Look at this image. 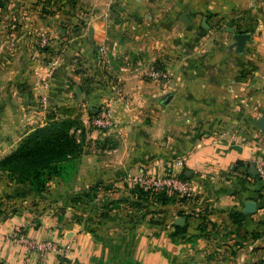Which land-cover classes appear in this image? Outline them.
I'll list each match as a JSON object with an SVG mask.
<instances>
[{
    "label": "crops",
    "instance_id": "obj_1",
    "mask_svg": "<svg viewBox=\"0 0 264 264\" xmlns=\"http://www.w3.org/2000/svg\"><path fill=\"white\" fill-rule=\"evenodd\" d=\"M0 1V35L6 33L0 39V157L46 123L49 108L40 102L41 93H49L50 105L84 111L83 120L88 113L81 104L107 103L115 120L112 129L88 130L76 174L81 185L53 179L62 187L33 194L34 208L24 205L32 196L8 201L19 208H7L0 217V264H264V131L257 123L264 115V91L246 86L250 82L235 73L234 58L219 57L205 77L194 57H175L169 59V76L152 80L144 71L156 58L153 37L144 44L153 56L148 64L112 66L110 54L104 73L94 50L117 45L124 58L131 47L112 36L120 26L111 22L119 16L111 3L115 9L149 0ZM162 1L167 9L174 3L171 13L181 18L188 6L222 16L254 2ZM77 17L86 26L72 32L66 23ZM40 35L47 38L49 54L42 51ZM164 38L163 55L172 47L171 38ZM47 55L56 56L51 58L56 66H47ZM44 78L50 81L47 89ZM165 94L171 101L157 103ZM142 171L184 173L193 196L165 206L156 202L158 207L145 208L147 216L133 210L127 215L122 210L132 204L127 189L135 186L129 178ZM248 200L257 203L254 213L244 211ZM178 217L185 222L176 223ZM22 234L71 249L40 251L19 241Z\"/></svg>",
    "mask_w": 264,
    "mask_h": 264
},
{
    "label": "rangeland",
    "instance_id": "obj_2",
    "mask_svg": "<svg viewBox=\"0 0 264 264\" xmlns=\"http://www.w3.org/2000/svg\"><path fill=\"white\" fill-rule=\"evenodd\" d=\"M205 1L207 0H204L200 4H203ZM253 1L254 2L252 7L246 8L244 6H240L238 9H235V12H233L231 15L227 14L222 16L212 13L210 10L200 12V10L190 9V6H188L187 11H184L185 14H187V18L189 19L188 22L187 20L181 18L180 14L178 15L175 13H171V11L176 12L173 8L174 3H172V5L167 9L166 6H164L162 0H149L146 1L142 6H139L137 4L134 5L133 3H126L123 5V7H121L120 5V7H116L115 9H113L114 5L111 3L112 6H110L109 9L115 10V12L119 14V16L115 18V20L111 19V22H113L114 24L113 27L117 25L120 26L119 30L114 31L112 36H114V38L121 39L124 42L131 43V47L130 49H128V51H126L128 53V56H125L124 58L118 57L119 53H117L116 51L117 45H109L108 49L105 46L101 47V49L99 50L100 53H97V51L94 50V53L96 52L97 54L96 61L98 60L96 63L98 64L99 62V65H104V73H108L105 70L106 66L109 63L108 61H106V58H108L109 55L112 54L114 59L112 61V66L114 62H116V64L118 63L128 66H133L135 63L139 62V66H141L142 68V64L140 63L141 61L148 64L149 60L153 59L151 52L148 51L147 47L144 44L152 41L154 37L157 42L155 48L156 58L150 62L152 65H150L146 69V71H144L146 76L152 80L162 81L165 78L163 77V74H167V76H169V59L173 62L174 59H176L175 57H194L197 62H200V68L203 69V73L206 77L207 74L210 75L211 72L215 69V65H210V63L213 64L219 59V57L221 59V56H229L230 58H234L233 63L235 73L239 77L248 78V81L250 83L246 86L252 87L253 89L255 88V90L258 92L264 91V0ZM1 3L3 2L0 1V4ZM243 3L246 4L247 0H244ZM253 6H256V8L252 9ZM1 7L4 8V5L2 4ZM118 8L120 10H117ZM85 21V18L77 17L76 22L73 23L72 21H69L66 24L70 26V30H72L73 32L74 28L77 26H86ZM133 25H135V28L128 29V27H131ZM227 27H232L233 31L227 30ZM115 28L117 29V27ZM244 32L251 34V40L247 43L245 52L239 53L236 51L235 47L230 48V45L234 43V33ZM165 35L166 37L171 38L172 47L170 48V50H166L167 53L163 55L164 49L165 47H167V45L164 44ZM5 36L6 33H1L0 39H6ZM40 37L46 38L42 35H40ZM132 41L135 48L141 46L142 50L137 51L136 49H133ZM39 43L40 42H37L38 49L41 48ZM41 45L43 46V40ZM44 46L42 47L44 49L42 51L48 52L49 54L50 50L48 49V47L45 48ZM176 48L178 49L176 50ZM42 51L40 50V52ZM148 54H150V56ZM99 56H101V58H99ZM52 57L54 56H46L45 61L47 60L46 62H48L47 66H50L51 64L52 66H56L52 63L54 62L53 60H51ZM54 59H56V56L54 57ZM142 70L143 69H141L140 71ZM153 71L160 72L162 76L159 78L151 77L150 74ZM52 72L53 67L49 69V74L46 76L48 77L52 74ZM100 74L102 75V77H104V74H102V72ZM46 80L49 79L44 78V80H42L44 89ZM44 94L47 93L45 92ZM166 96V94L160 95L156 99L157 103H161V101L163 104L169 103L171 99L168 102H165V100H167L168 98ZM40 102L43 104V106L45 105L46 108L50 109V99L49 102H44L42 99V93L40 96ZM106 104L103 103L101 105L94 104L86 106V104L83 103L81 104V106L85 108V113H88L86 114V116H88L89 114L92 115V110L94 112L97 110L101 111L105 107H109L113 111V107L109 104ZM81 112L84 115V111ZM12 151H10L8 154H10ZM6 155L1 156L0 160ZM80 163L78 166V170L80 169ZM78 179V175H75L71 182L64 184H68L70 187L78 184L81 185ZM52 180L48 182L47 189H50V187H52V190H58L62 187L60 183ZM139 190L140 188L135 185L127 189V192L135 197L137 196V193H139ZM7 193L8 195L6 196L5 194ZM13 195H16L20 199L29 198V196H32L31 201H28L24 205L27 208H34L35 201L32 200L33 193L30 191V189L25 185L18 184L16 181L11 179L7 172H3L0 170V217L3 213H5L7 208L10 209L8 210L9 212H16L18 210V204H15L16 206H14V204L8 206V201L10 200L9 202H12ZM156 198L158 197H148L150 202H157ZM77 199L79 198H74L75 201ZM171 203H173V201ZM126 205V208L124 207V209L122 210L125 213L127 212V215H131V212L133 211L137 212L135 213L137 216L148 215V211L142 206L140 207L133 203H127ZM42 207L43 205L38 204L39 209H41ZM112 211H114V208L111 209L108 215H113Z\"/></svg>",
    "mask_w": 264,
    "mask_h": 264
},
{
    "label": "trees",
    "instance_id": "obj_3",
    "mask_svg": "<svg viewBox=\"0 0 264 264\" xmlns=\"http://www.w3.org/2000/svg\"><path fill=\"white\" fill-rule=\"evenodd\" d=\"M71 2L74 3V0ZM87 139L88 129L84 125L83 114L77 107L51 104L46 123L28 132L17 147L0 160V170L7 172L18 184L27 186L33 194H42L53 178L63 183L71 182L77 174ZM181 176L187 179L184 173ZM138 187L140 190L137 196L131 195L128 200L148 210L158 207L156 202L149 201V196L158 197L156 201L162 206L176 201V197L167 191L153 192ZM91 203L107 205L93 200Z\"/></svg>",
    "mask_w": 264,
    "mask_h": 264
},
{
    "label": "built area",
    "instance_id": "obj_4",
    "mask_svg": "<svg viewBox=\"0 0 264 264\" xmlns=\"http://www.w3.org/2000/svg\"><path fill=\"white\" fill-rule=\"evenodd\" d=\"M47 39H43V46L46 45ZM49 75L48 77H50ZM153 78H159L162 76L160 72L153 71L150 74ZM167 74H163L166 77ZM48 79V78H47ZM50 87L49 80L45 81V88ZM42 99L44 102H49L48 94H43ZM93 111V110H92ZM94 112V111H93ZM85 127L89 129L96 130H108L115 127V120L113 112L109 107L103 108L101 111H95L94 114L88 115L85 120H83ZM80 130H78V133ZM261 174L264 177V168L261 169ZM129 181L134 185L141 186L153 192L167 191L171 195H174L178 199H186L193 196V184L183 178L179 173H167L164 175L153 174L149 171H142L135 175L130 176ZM19 241L27 243L31 248L46 251L58 249L61 253L66 254L70 251L71 245L67 244L65 246H57L53 241H42V242H32L27 239L25 235H19L17 238Z\"/></svg>",
    "mask_w": 264,
    "mask_h": 264
},
{
    "label": "water",
    "instance_id": "obj_5",
    "mask_svg": "<svg viewBox=\"0 0 264 264\" xmlns=\"http://www.w3.org/2000/svg\"><path fill=\"white\" fill-rule=\"evenodd\" d=\"M183 19L187 20V22L189 21V19L187 18L186 15L182 16ZM227 30L229 31H233L232 27H227ZM233 38H234V43H232L230 45V48H236V51L239 53H243L246 50V46L247 43L251 40V34L244 32V33H234L233 34ZM167 100H165V102H168L171 99V96H167ZM258 125L260 126V128L264 131V115L258 120ZM256 166H252V169L255 168ZM254 176H258L260 175V172L257 173H253ZM246 207L244 209V211L246 213H254L257 210V203L255 201L252 200H248L245 203ZM186 218L185 217H178L176 220V223L178 224H183L185 222Z\"/></svg>",
    "mask_w": 264,
    "mask_h": 264
}]
</instances>
